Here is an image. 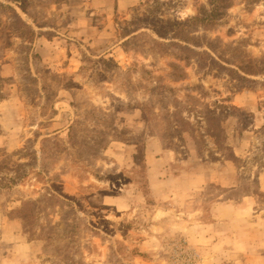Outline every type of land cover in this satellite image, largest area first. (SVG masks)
<instances>
[{
    "label": "rangeland",
    "instance_id": "obj_1",
    "mask_svg": "<svg viewBox=\"0 0 264 264\" xmlns=\"http://www.w3.org/2000/svg\"><path fill=\"white\" fill-rule=\"evenodd\" d=\"M0 2V264H264V0Z\"/></svg>",
    "mask_w": 264,
    "mask_h": 264
},
{
    "label": "trees",
    "instance_id": "obj_2",
    "mask_svg": "<svg viewBox=\"0 0 264 264\" xmlns=\"http://www.w3.org/2000/svg\"><path fill=\"white\" fill-rule=\"evenodd\" d=\"M0 5H3V4L0 2ZM20 6H21V8L24 11H26L24 5H20ZM222 9H224V7H222ZM13 11L15 12L16 18H17L18 22L20 23V25L27 28V30H28V32L30 34V38H31V40H33V38H34V36L36 34V32L33 29V27L31 25H29L16 10L13 9ZM216 15L218 16V14L215 12V14H213V16H216ZM199 22H203V23H206V24L207 23L210 24V23H213L214 21H213V19L211 17V13H209V14H204L202 16H197V17H195V18H193L191 20V24H195V23L197 24ZM178 25L182 26L181 24H178ZM248 72H253V71H248ZM145 115L147 116V113L146 112H145ZM220 120L221 119L219 117H217V119H210V121H211L210 124L213 125V121H215V122H218L219 121L220 122ZM184 122L187 123L188 121H184ZM187 124L190 125V122L187 123Z\"/></svg>",
    "mask_w": 264,
    "mask_h": 264
}]
</instances>
